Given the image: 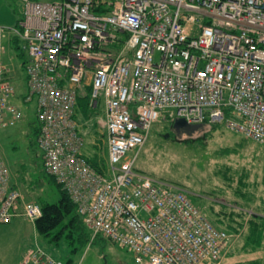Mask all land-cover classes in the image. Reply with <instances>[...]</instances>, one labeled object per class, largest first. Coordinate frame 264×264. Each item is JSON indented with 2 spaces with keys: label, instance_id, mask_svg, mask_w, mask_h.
Segmentation results:
<instances>
[{
  "label": "built area",
  "instance_id": "1",
  "mask_svg": "<svg viewBox=\"0 0 264 264\" xmlns=\"http://www.w3.org/2000/svg\"><path fill=\"white\" fill-rule=\"evenodd\" d=\"M22 2L18 27H0V128L22 118L2 63L12 31L26 56L22 100H35L43 170L76 205L89 243L104 238L135 264H219L231 236L186 191L134 163L155 124L180 119L221 124L264 146V0ZM84 87L88 106L104 111L96 119L106 136L103 174L88 164L82 124L71 117ZM9 184L0 153V223L34 224L38 204ZM21 264L62 263L36 245Z\"/></svg>",
  "mask_w": 264,
  "mask_h": 264
},
{
  "label": "rangeland",
  "instance_id": "2",
  "mask_svg": "<svg viewBox=\"0 0 264 264\" xmlns=\"http://www.w3.org/2000/svg\"><path fill=\"white\" fill-rule=\"evenodd\" d=\"M21 12V0H0V26H15ZM16 39L19 50H13L11 43L3 62L11 67L7 76L16 88L14 102L21 108L23 117L13 126L0 128V152L7 162L12 182L9 186L20 192L22 200L55 203L59 193L43 170L40 152L33 144L32 132L38 127L35 100L29 103L22 100L26 86L23 72L18 68L21 48L20 40ZM10 57L14 59L9 60ZM95 114L97 116L91 117L95 120L93 127V119H82L85 124L81 150L91 167L89 159L98 156L96 163L102 168L105 166L103 174L107 170L106 136L104 124L96 123L97 118L104 120L101 102L95 107ZM172 134L168 124H155L137 153L134 168L159 182L185 188L192 203L215 225L229 232L231 244L219 264H251L257 260L264 264V239L259 248L244 247L250 233L249 220L253 217H261L259 229L264 234V147L228 131L223 125L205 127L191 135ZM21 209L22 205L18 211ZM5 227L10 228L9 225ZM31 228L29 225L26 230ZM39 243L62 264H135L129 251L101 237L92 243L77 241L72 244L63 239L49 244L39 237ZM0 247L6 248L3 240H0Z\"/></svg>",
  "mask_w": 264,
  "mask_h": 264
},
{
  "label": "trees",
  "instance_id": "3",
  "mask_svg": "<svg viewBox=\"0 0 264 264\" xmlns=\"http://www.w3.org/2000/svg\"><path fill=\"white\" fill-rule=\"evenodd\" d=\"M35 1H39V0H35ZM21 2H22V0H21ZM23 10H24V7H23V2H22L21 17L23 15ZM99 11L102 12V10H99ZM93 12H96V10L95 11L93 10ZM21 17L17 20L16 25L13 27H18V22L21 19ZM0 27H3V26H0ZM5 28H7V27H5ZM10 28H12V27H10ZM11 32H9V31L5 32L4 39L10 38L11 42H13L12 43L13 50H15V49L19 50L17 41L15 42L16 34L11 33ZM4 39H2V40H4ZM18 57L20 58L19 60H21V63L19 62L20 67H18V68H20V70L22 72H24V64L26 62V56L22 51H20V53L18 54ZM12 59H14V58H11V60ZM2 63H4L3 57H2ZM23 76H24V74H23ZM23 80L25 81V76L23 77ZM83 90H80V94L77 97L76 106L73 108L72 116H71L74 119V121H76L78 124H81V122L83 121L82 120L83 118H86L89 120V119H93V118H91L93 115L97 116L95 114V108L91 109L88 106V97H89L90 88L84 87ZM23 96H22V99H23ZM16 99H17V92H16ZM101 105H102V103H101ZM20 110H21V108H20ZM22 117H23V113H22ZM94 123H95V120L93 119L92 123H91L92 127L94 126ZM83 124H85V122H82V126H83ZM167 124H168L170 131L172 133L174 121L173 122H167ZM189 126H191V125H189ZM205 127H208V126L199 125L198 129L195 130L194 132H192L191 134L196 133L198 131H202L205 129ZM32 133L34 135L33 144L37 148V146H38L37 145V139H38V135L40 134L39 125ZM174 133H176V132L174 131L173 134ZM179 133L185 134L186 133L185 127H181L179 130ZM97 159H98L97 155L93 156V158L91 156V158L89 159L93 168L96 169L98 172H102L103 170L105 171V166H104V168H102L99 164L96 163ZM50 180L56 186V189L59 193V198L55 203H37L36 201H32V202L38 204L39 208L41 209V216L37 220H35V222H34V226H35L37 235L39 237L46 239L49 244H51L53 242H55V244H57L62 239L68 240L69 242H71V244L76 243L77 241H79L80 243H82V241H85V242L89 241V232L85 229V227L83 226V224H82V222H81V220L77 214L76 205L70 200V198L67 196V194L64 191H62L60 186L53 180V178H50ZM260 219H261V217L257 216V217H253L252 220L251 219L249 220L248 225L251 224L250 225V233L245 238V246H244L245 248L250 247L252 249H256L262 245V241L264 239V234H263V230L259 229V226H261L260 223L262 222V220H260ZM229 228H231V227H229ZM235 264H238V263H235ZM251 264H263V263L260 260H257V261L251 262Z\"/></svg>",
  "mask_w": 264,
  "mask_h": 264
},
{
  "label": "crops",
  "instance_id": "4",
  "mask_svg": "<svg viewBox=\"0 0 264 264\" xmlns=\"http://www.w3.org/2000/svg\"><path fill=\"white\" fill-rule=\"evenodd\" d=\"M11 43L13 42H11L10 38L2 41L3 57ZM10 59L11 57L9 60ZM6 163L5 165H7ZM6 225H9L10 228L7 229L5 227ZM29 225L30 228H32L26 230ZM0 226V240H3V242L6 243V248L0 247V264H19L21 257L25 255L26 250L35 242L39 243V236L37 235L34 224L24 221L21 218H15L9 224H0ZM23 229L25 230L24 232H22ZM39 245L46 251L40 243Z\"/></svg>",
  "mask_w": 264,
  "mask_h": 264
},
{
  "label": "water",
  "instance_id": "5",
  "mask_svg": "<svg viewBox=\"0 0 264 264\" xmlns=\"http://www.w3.org/2000/svg\"><path fill=\"white\" fill-rule=\"evenodd\" d=\"M175 132L178 133L181 127H185V132L190 135L198 129L199 125H187L183 120H177L173 125ZM167 136V135H166Z\"/></svg>",
  "mask_w": 264,
  "mask_h": 264
}]
</instances>
